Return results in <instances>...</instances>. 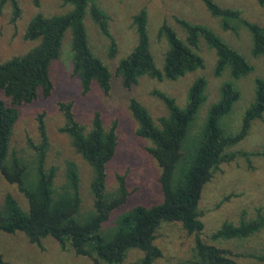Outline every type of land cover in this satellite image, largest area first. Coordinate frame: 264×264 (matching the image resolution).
Wrapping results in <instances>:
<instances>
[{
  "label": "trees",
  "instance_id": "trees-1",
  "mask_svg": "<svg viewBox=\"0 0 264 264\" xmlns=\"http://www.w3.org/2000/svg\"><path fill=\"white\" fill-rule=\"evenodd\" d=\"M40 7V0H31ZM222 30L246 29L251 37V53L264 58V25L243 16L238 8L223 6L216 0H200ZM264 6V0H256ZM9 4L10 22L15 25L21 15L17 0H0V9ZM68 9L61 13L44 14L37 11L28 21L24 40L34 44L24 53L0 61V175L16 186L25 198L26 207L10 193L0 203V231L23 233L29 242L43 249L42 239L51 237L60 249L72 250L76 255L89 257L95 264L101 261L120 264L131 249L142 252L138 264H155L162 255L154 243L163 222H178L187 233L194 234V264H236L231 251L214 243H206L199 236L203 228L199 201L202 190L220 165L237 156H264V148L243 151L235 147L249 134L253 121L264 115V76L255 78L254 98L245 109L237 129L226 131L221 119L230 114L241 93L234 80L253 69L245 56L229 45L209 26L175 17L183 30L181 37L166 21L157 29V37L166 42L162 67H157L150 50L147 10L143 7L132 15L136 40L132 49L121 57L114 70L92 50L85 18L88 16L99 33L106 37L107 55L115 57L117 43L109 30V16L95 0H63ZM70 32L71 74L77 77L83 94L95 85L109 93L112 78H119L125 89H131L142 76L175 81L204 67L199 53L201 41L214 50L213 73L221 76L228 71L230 79L220 84L218 99L207 111L204 122L196 131L191 125L206 99V78L197 76L189 85L186 101L180 106L176 99L158 89L151 94L162 101L166 112L154 119L148 109L135 97L128 100V109L136 123L135 133L147 139V151L160 168L158 183L161 200L155 204H136L121 212L110 231L102 229L115 208L127 201L129 195L125 175L117 174V186L107 188V164L114 157L117 144V122L105 125L95 111L85 124L75 117L72 101L58 102L64 117L59 130L68 135L71 144L90 166L92 207L83 208L80 173L77 164L68 160L61 181H57L59 167L47 165L49 140L43 114L37 117L40 135L29 163L10 149L19 107L34 102L39 96L48 98L53 91L51 64L61 53L63 38ZM190 132V134H189ZM188 137V139H187ZM187 139V140H186ZM264 229V213L256 209L250 218L238 222L223 221L210 235L214 241L246 239ZM0 264L11 262L0 254Z\"/></svg>",
  "mask_w": 264,
  "mask_h": 264
},
{
  "label": "rangeland",
  "instance_id": "rangeland-1",
  "mask_svg": "<svg viewBox=\"0 0 264 264\" xmlns=\"http://www.w3.org/2000/svg\"><path fill=\"white\" fill-rule=\"evenodd\" d=\"M21 15L13 25L10 22L9 4L0 9V61L24 53L34 42L24 40L23 33L30 18L37 12L44 14L61 13L68 9L63 0H40V7H35L31 0H17ZM99 7L109 16V30L117 43V53L110 58L107 55V39L99 33L94 23L85 18L92 50L108 65L115 69L118 60L125 56L134 46L136 34L132 25V15L145 8L148 16V36L150 50L157 67H162L166 42L157 37L159 25L166 21L184 37L183 30L176 24L175 17L191 22L203 23L212 28L229 45L238 49L253 66L250 73L234 80L241 96L230 114L221 119L226 131L234 132L241 122L245 109L254 98L255 78L264 76V58L251 53L249 32L240 28L237 31H224L218 21L212 17L200 0H95ZM223 6L238 8L247 19L264 25V6L256 0H216ZM199 53L204 59V67L188 73L175 81L157 80L142 76L131 89H125L119 78L111 81L109 93L104 94L97 86L83 94L77 77L71 74L70 32L67 31L62 43L61 53L50 67L53 91L48 98L39 96L30 104L19 107V118L14 126L10 140V149L14 150L27 162L33 160V148L29 140L37 144L40 139L37 117L43 114L49 140L47 165L59 167L57 181L62 180L63 170L68 160L74 161L79 169L80 189L83 208L92 207L90 181L92 171L88 163L74 150L70 138L59 128L64 123L62 112L58 108L60 101H72L75 117L82 123H89L93 113L98 111L105 125L117 122L118 144L114 157L107 164V188L114 190L117 186L116 175H125L129 195L127 201L110 213L102 229L110 231L121 212L136 204L151 205L161 200L158 183L160 168L147 151L150 142L136 135V123L128 109L131 97L138 99L156 119L166 112L160 99L151 94L154 89L162 90L173 96L183 106L191 82L199 75L206 78V99L201 104L191 125L194 131L203 124L211 104L218 99V89L223 81L230 79L228 71L215 76L214 50L201 41ZM190 134V132H189ZM188 139V137H187ZM186 139V140H187ZM243 151H255L264 148V115L253 121L249 134L236 147ZM10 192L22 206L26 207L25 198L16 186L8 183L0 175V203L5 193ZM200 218L203 228L199 236L206 243H214L231 251L236 264H264V229L246 239L214 241L211 233L223 221L238 222L243 216L250 218L256 209L264 213V156L256 155L247 160L237 156L230 162L220 165L212 179L202 190L199 201ZM194 234L187 233L178 222H163L156 233L154 243L161 249L162 255L155 264H194L197 260L194 251ZM43 249L28 241L20 232L7 234L0 231V254L7 261L24 264H95L86 256L76 255L72 250H61L58 242L46 237L42 239ZM142 252L131 249L120 264H138ZM99 264H108L100 262Z\"/></svg>",
  "mask_w": 264,
  "mask_h": 264
}]
</instances>
